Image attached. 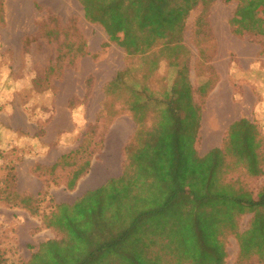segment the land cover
Returning a JSON list of instances; mask_svg holds the SVG:
<instances>
[{
	"label": "rangeland",
	"instance_id": "374dc122",
	"mask_svg": "<svg viewBox=\"0 0 264 264\" xmlns=\"http://www.w3.org/2000/svg\"><path fill=\"white\" fill-rule=\"evenodd\" d=\"M251 1L198 5L185 19L181 46L164 49L158 42L145 55L128 57L100 25L84 19L78 0H0V188L33 195L40 207L31 216L0 201V264H26L39 244L63 238L44 226L43 217L53 204L76 199L65 189L67 172L58 171L53 180L34 174L33 167L72 152L96 119L95 136L101 135L103 143L115 117L133 114L134 94L144 101L149 97L142 86L162 100L184 70L200 107L194 141L200 157L214 146L224 151L229 126L241 118L257 125L264 146V0ZM78 49L84 54L76 56ZM59 54L61 64L56 63ZM118 72L125 74L122 86L106 87ZM158 110V104L147 102L137 111L138 130L152 129ZM34 136L43 151L34 150ZM261 158L264 168V147ZM224 161L227 182L253 197L264 188V175L249 177L229 155ZM250 220L251 214L236 217L235 230L218 237L223 264H263L256 257L239 260L236 234L246 231ZM162 242L156 239L147 257L159 253L174 262ZM213 253L219 258L220 247Z\"/></svg>",
	"mask_w": 264,
	"mask_h": 264
},
{
	"label": "trees",
	"instance_id": "16d2710c",
	"mask_svg": "<svg viewBox=\"0 0 264 264\" xmlns=\"http://www.w3.org/2000/svg\"><path fill=\"white\" fill-rule=\"evenodd\" d=\"M214 1L78 0L84 19L100 25L108 41L128 57L143 56L158 42L164 49L181 46L186 17L198 5L206 9ZM247 3L254 4L246 0L242 5ZM75 53L84 54L81 49ZM62 62L59 54L56 63ZM183 71L162 100L155 99L145 86L142 91L149 96L145 101L134 94L131 116L137 127L140 119L136 113L147 102L160 107L155 125L145 132L137 128L132 138L137 147L126 144L119 178L87 192L72 205L53 204L43 224L63 238L39 244L26 264H223L225 253L217 239L224 230H235L236 217L245 214H251V220L246 231L236 234L239 260L256 257L264 264V188L253 197L223 177L225 155L233 157L249 177L264 175L260 130L255 123L238 119L227 130L225 152L213 148L198 156L194 141L200 107L193 101ZM124 76L116 73L106 87H121ZM97 122L75 151L60 156L51 166H34L33 173L54 180L58 171L67 172L65 189L73 191L103 147L102 136H95ZM31 141L34 150L43 151L36 136ZM2 188V203L31 216L39 214L33 195L19 194L10 186ZM147 234L164 238H145ZM156 239L163 241L162 250L172 254L174 262L159 253L147 257ZM218 247L221 255L215 258Z\"/></svg>",
	"mask_w": 264,
	"mask_h": 264
},
{
	"label": "crops",
	"instance_id": "0c3cea01",
	"mask_svg": "<svg viewBox=\"0 0 264 264\" xmlns=\"http://www.w3.org/2000/svg\"><path fill=\"white\" fill-rule=\"evenodd\" d=\"M137 128L138 127L130 114L115 117L106 132L101 151L91 161L88 173L81 177L74 190L70 191L71 194L76 195V199L71 203L63 202L60 204L72 205L87 192L102 187L111 179L119 178L123 172L124 147L133 138ZM217 147L218 146H214V148ZM106 149L107 151L105 154ZM102 154H105V157H101ZM60 156L61 155L56 156L54 161L46 166L53 165Z\"/></svg>",
	"mask_w": 264,
	"mask_h": 264
}]
</instances>
